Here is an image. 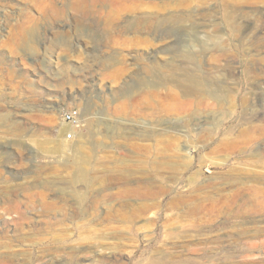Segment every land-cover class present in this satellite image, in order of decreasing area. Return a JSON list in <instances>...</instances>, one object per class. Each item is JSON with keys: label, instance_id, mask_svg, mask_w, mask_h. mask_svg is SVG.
<instances>
[{"label": "rangeland", "instance_id": "rangeland-1", "mask_svg": "<svg viewBox=\"0 0 264 264\" xmlns=\"http://www.w3.org/2000/svg\"><path fill=\"white\" fill-rule=\"evenodd\" d=\"M162 1L85 0L97 13L82 17L72 0L53 16L43 0H0V264H264V143L246 141L264 120L237 108L264 98V0L177 10L171 39L187 49L133 25L135 5ZM152 62L163 86L150 88ZM192 75L208 86L181 95Z\"/></svg>", "mask_w": 264, "mask_h": 264}, {"label": "bare ground", "instance_id": "bare-ground-1", "mask_svg": "<svg viewBox=\"0 0 264 264\" xmlns=\"http://www.w3.org/2000/svg\"><path fill=\"white\" fill-rule=\"evenodd\" d=\"M205 1H206V3H209L210 0H205ZM43 3H44V5H43L42 11H43L44 16H47V15L53 16V15L59 14L60 11L58 8H56V3H57L56 0H43ZM193 6H194V0H187L185 2H176L174 4L166 3L163 0L160 5H151L148 8L149 11H151V12L147 11L148 13H150L147 16V14H146L147 12H145L146 8H144V12L141 13L142 5H135L132 12L136 13L137 17L134 19L133 23H135V24H133V25L134 26L136 25L142 29H148L150 31L152 30L154 33H156V35L160 34L162 36L163 35L166 36V37H162V38L157 39V44H159L160 48L176 47L177 46L179 49H187L188 45L185 44V42H183V41L181 42L179 40L171 39V37H172L171 34H173L176 31V24L181 19V17L180 18L176 17V15H174V13L179 9L185 10L186 11V14H185L186 19L193 20L194 18H196L199 15V13L195 11V8H193ZM70 8L73 11V13H75L77 15H81L82 17L87 16L89 14L97 13V11H95V10H93L87 6V3L85 2V0H72V2L70 3ZM140 13H141V15L144 13V16H141V15L138 16ZM108 15H112V13L108 12ZM222 58H224V55L216 56L213 60L216 63H219ZM150 66L151 67L146 68L147 72L149 74L150 73L151 74L152 73H158V75L160 77L158 76L159 78H157L156 81L152 80L153 81L152 83H154V84L148 83L149 81L148 82H142V80H141V82L139 81V83L142 85H145L146 83H148V85L151 84L150 88L153 86H163V83H162L164 80L163 71H161V69H159V66L157 63L152 62L150 64ZM226 69H227L226 74L221 73L217 70L215 72V74H216L215 77L220 78L222 81L224 80L223 78L227 79L226 76L228 74L232 73V70L229 66ZM217 72H218V74H217ZM179 82H180V86L182 87L180 94L184 95V96H189V95L195 96L197 94V92H200L203 89V87H202L203 85H207L206 80L204 78L197 76V75H192V76H189L188 78L181 79ZM221 84H222V82H217L218 87H220ZM146 88L148 89V87H146ZM165 92L167 93L168 90ZM166 96H179V94H173V93L169 94L168 93V94H166ZM209 97H211L215 101H218V99H219V96H209ZM204 100L205 99H201L199 101H196V103H195L196 106L202 110L209 109L210 107L213 106L212 104L207 103ZM259 103L262 105H259ZM263 103H264V98H262V96H260V97L259 96H252V97L240 96L237 99V108H240L241 112H244V113L247 111H250L252 118L254 117V119H256V120L260 119V117L262 118V120H264V114H261V112H260L261 109L264 110ZM193 104H194L193 102L190 103V105H193ZM214 107H216L217 109H221L222 105L216 104ZM232 108H234V106ZM218 121H219V118H217V117H216V120L214 117L202 118V119H199L195 123V126H196V129L200 130V131L211 130V129H213L214 125L217 124ZM169 128L170 127H168V126H165V127L161 126L160 130L165 132V130H167ZM253 129L258 132V135L254 136L252 134H248L251 132V130L250 129L247 130V134H248V137L246 134L247 143H257V142H263L264 143V125H256L253 127ZM136 134H137V136L144 138V139H146V138L148 139L151 137V135H149V134L145 135V132L142 131V129L137 130ZM263 151H264V149H263ZM260 155H262V154H260ZM262 164H264V163H262ZM255 189L264 191V187H255ZM144 206H145V204H144Z\"/></svg>", "mask_w": 264, "mask_h": 264}, {"label": "built area", "instance_id": "built-area-1", "mask_svg": "<svg viewBox=\"0 0 264 264\" xmlns=\"http://www.w3.org/2000/svg\"><path fill=\"white\" fill-rule=\"evenodd\" d=\"M62 121L70 126V131L66 136L64 137V140L66 142H71L74 139V134L77 129L80 128V117L78 114V111L76 109H73L71 111L65 112L62 114Z\"/></svg>", "mask_w": 264, "mask_h": 264}]
</instances>
